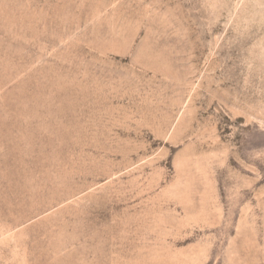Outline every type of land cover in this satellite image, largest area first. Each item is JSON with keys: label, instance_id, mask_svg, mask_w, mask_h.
Returning <instances> with one entry per match:
<instances>
[{"label": "rangeland", "instance_id": "rangeland-1", "mask_svg": "<svg viewBox=\"0 0 264 264\" xmlns=\"http://www.w3.org/2000/svg\"><path fill=\"white\" fill-rule=\"evenodd\" d=\"M0 264H264V0H0Z\"/></svg>", "mask_w": 264, "mask_h": 264}]
</instances>
